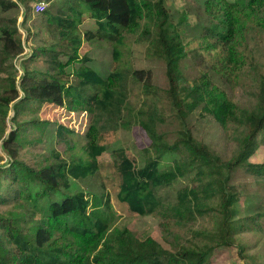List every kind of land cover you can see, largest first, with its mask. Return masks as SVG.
I'll return each instance as SVG.
<instances>
[{"label":"trees","instance_id":"obj_1","mask_svg":"<svg viewBox=\"0 0 264 264\" xmlns=\"http://www.w3.org/2000/svg\"><path fill=\"white\" fill-rule=\"evenodd\" d=\"M83 3L86 7H82ZM17 4L14 0H0L3 10ZM204 5L210 16L203 32L206 47L220 58L219 69L228 77L233 65L246 64V51L239 46L245 43L247 47V33L256 31L254 28L264 31V0H204ZM40 12L47 14L48 8ZM85 13L96 20V29L86 32L89 38L116 42L112 47V69H101L94 64L80 65L75 69L74 82L65 75L25 68L19 81L23 95L12 78L9 89L0 91L1 112H6L12 102L16 112L21 103L34 99L41 104H65L92 113L84 130L88 128L83 154L70 160L53 149L50 155L54 161L37 167L21 158L17 127L0 138L8 156V160L0 164V204L15 202L22 208V215L16 222L0 215V264H100L106 253L125 256L126 264H212L211 256L217 247L234 244L240 247L243 257L250 258L246 264H264L257 254L245 252L246 245L238 242L236 235L242 225L241 219L236 217L240 210V191L239 184L232 180L239 169L261 172L264 176V163L255 164L249 160L261 134L264 142V68L258 69L256 102L249 108L241 109L222 91L217 94L219 88L206 73L200 81L194 79L192 84L187 83L180 68L186 55L185 44L177 26L169 20L164 0L151 3L150 0H65L57 14L51 13L49 23L54 22L60 36L68 39L62 44V50L74 49L71 58L79 57L81 40L77 31ZM12 21L16 23V19ZM123 31L148 39L153 55L165 62L171 103L178 107L182 126L175 141L166 142L162 139L164 134L156 130V118L144 116L143 110L137 112L136 118L129 122L140 124L151 139L140 163L125 147L111 148L103 135L106 131H117L119 125L125 123L121 115L128 99L123 82L125 71L118 66L121 50L117 47L123 43ZM17 32L16 26H0L2 62L24 51ZM56 57L54 54L52 62L57 63ZM71 58L64 64L58 63L59 67L64 69ZM132 75L137 82L144 81L141 82L144 92H154L150 70L136 69ZM29 78L33 79L32 83ZM79 88H89L88 97L82 95ZM199 105L208 111L219 105L222 122L243 129L230 157L215 153L191 132L186 116ZM75 129L65 122L56 126L57 134L63 137L66 133H74ZM172 153L177 157L173 166L166 167L163 158ZM98 172L112 179L115 198L128 213L160 217L164 238L149 235L140 239L127 227L116 226L110 211L109 193L91 197L85 189L75 188L76 180ZM185 176L193 179L192 185L179 186L172 197L165 194L164 189L173 187L174 182ZM200 183L207 184L209 194H200ZM214 184H217L216 189ZM262 218V215H252L244 224L248 222L252 226ZM197 219L205 222L198 244L176 241L173 248L165 245L177 237L170 222ZM108 260L110 262L111 258Z\"/></svg>","mask_w":264,"mask_h":264},{"label":"rangeland","instance_id":"obj_2","mask_svg":"<svg viewBox=\"0 0 264 264\" xmlns=\"http://www.w3.org/2000/svg\"><path fill=\"white\" fill-rule=\"evenodd\" d=\"M18 4L9 10H3L0 6V26H16L18 32L16 37L20 38L24 51L13 57L11 60L1 61L0 43V91L8 90L11 86V78L15 79L20 94V78L24 69L48 73L52 75L68 77L74 81L77 78L75 69L80 65L94 64L101 69H112L114 65L112 47L115 41L103 38H89L88 29H96L95 19L89 18L85 13L83 24L79 27L77 34L81 40L78 50V59L71 58L74 49L70 52L62 50V44L68 39L60 36L59 28L54 22H50L51 13H58L59 6L65 0H14ZM44 1L47 14L39 2ZM245 2V0H230ZM52 2V3H51ZM155 2V0H150ZM51 3V4H50ZM169 20L177 26L181 33L186 48V55L182 58L180 68L187 83L192 84L194 79L201 80L206 73L212 82L224 92L227 98L231 99L241 109L249 108L256 102V87L258 85V69L264 68V31L254 28L256 31L248 32L244 44L240 45L246 51V64L234 67L229 70V76L223 75L220 58L211 54V49L206 47V39L203 36L204 26L210 22V16L205 11L204 0H164ZM50 4V5H49ZM82 7H86L83 3ZM16 19V23L12 21ZM248 24V23H247ZM142 27L138 31L139 34ZM138 33L124 32V40L117 47L121 50L118 66L125 71V90H127V103L121 116L125 120L124 125H119L115 132L106 131L104 140L111 146H123L137 158L140 163L145 155L144 149L150 147L151 139L148 133L140 124H131L129 121L136 118V113L142 111L146 117L156 118V130L163 133L162 139L166 142H173L179 136L182 126L178 118V107L171 103L169 95V78L167 76L166 64L162 59L153 55L149 49L148 39H141ZM142 36V35H141ZM143 38V37H142ZM57 54V63L52 62L53 55ZM246 57V56H245ZM71 58L70 64L64 69L58 63L64 64ZM85 58H89L85 60ZM136 69L150 70L153 74L151 83L154 92L143 91L142 83L133 78L132 71ZM62 70V71H61ZM75 73V74H74ZM146 77V73L143 74ZM139 80V79H138ZM32 83L33 79L29 78ZM81 94L88 97L89 88H79ZM77 91V92H78ZM40 92V94H42ZM180 93V92H179ZM183 95V92L180 93ZM219 98H223L220 96ZM189 99L187 98V101ZM12 102L6 112L0 111V138L5 137L13 128L19 129L18 139L22 145L20 156L29 164L42 166L54 161L50 155L51 150L59 151L63 157L70 160L75 155L83 154V145L86 143L85 126L91 120L92 113L87 109H76L67 105L58 106L52 103L38 102L34 99L24 101L18 111ZM81 107V106H80ZM215 110V111H214ZM213 111H208L197 106L193 111L188 112L186 121L191 128L193 135L200 141L207 143L215 153L223 157L233 155L244 131L235 125L226 126L219 116V105ZM152 115H151V114ZM159 115L156 117V115ZM227 117V114L224 115ZM43 121H47L43 122ZM59 122L71 123L76 129L74 133H66L65 136L57 134L56 126ZM263 134L249 160L255 164L264 163V142ZM177 155L166 154L163 158V165L173 166V160ZM8 156L3 150L0 141V164L5 163ZM162 165V166H163ZM171 168V167H170ZM168 168V169H170ZM192 178L185 176L173 183V187L164 189L165 194L174 196L176 188L183 184L192 185ZM233 182L239 184L240 201L239 212L236 215L241 219L242 225L237 232L238 242L245 244V252L257 254L258 259L264 263V176L262 173L239 169L233 176ZM75 188L85 189L91 195L109 193L111 212L114 216V223L118 227H127L135 236L143 239L149 235L162 237L161 218L156 215H133L127 212L123 205H120L115 198V187L112 179L98 172L85 179L76 180ZM207 183V182H206ZM206 183H200L198 188L200 194H209L210 189ZM215 185V189L217 184ZM94 209V206H91ZM0 215H5L16 222L22 215V208L15 202L0 204ZM262 215V219L256 224H244L247 217ZM203 219L178 223L170 222L177 237L171 238L167 244L173 248L174 242L179 244H198L201 239V231L204 227ZM207 223V222H206ZM167 241V240H166ZM104 254L100 264H126L125 256ZM111 258L109 262L108 258ZM250 258L243 257L241 249L237 244L217 247L212 256V264H246Z\"/></svg>","mask_w":264,"mask_h":264},{"label":"built area","instance_id":"obj_3","mask_svg":"<svg viewBox=\"0 0 264 264\" xmlns=\"http://www.w3.org/2000/svg\"><path fill=\"white\" fill-rule=\"evenodd\" d=\"M39 5H40L39 7H42L43 9L45 8L44 1H40Z\"/></svg>","mask_w":264,"mask_h":264}]
</instances>
